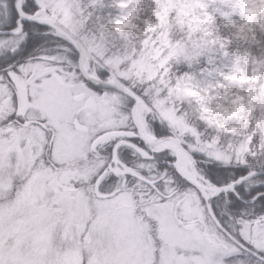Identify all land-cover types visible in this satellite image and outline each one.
<instances>
[{"label": "snow or ice", "instance_id": "6c2138e0", "mask_svg": "<svg viewBox=\"0 0 264 264\" xmlns=\"http://www.w3.org/2000/svg\"><path fill=\"white\" fill-rule=\"evenodd\" d=\"M87 15L82 0H0V264H264L258 109L225 151L239 122L179 95L192 74L137 92L139 57L111 53L103 28L82 37ZM29 29L72 50L75 71Z\"/></svg>", "mask_w": 264, "mask_h": 264}, {"label": "rangeland", "instance_id": "374dc122", "mask_svg": "<svg viewBox=\"0 0 264 264\" xmlns=\"http://www.w3.org/2000/svg\"><path fill=\"white\" fill-rule=\"evenodd\" d=\"M159 1L165 18L175 13L181 26L186 27L189 33L192 32V29H195L194 35L196 36L194 41L189 40L188 43H183L180 50L176 51L177 48L171 45L169 36L167 35V22L164 20V27L158 32L159 40L156 37L152 38L153 41L150 43V46L138 56L139 59L134 64L136 74L146 76L149 80H155L157 77L161 78L163 76L165 82H167L168 78L165 68L172 54L179 57H187L189 54L199 56L206 50V47H210L206 43L205 38H200V34L202 33L203 23L212 15L209 10L211 0ZM254 2L264 4V0H248L249 4ZM124 14V8L120 7L118 19ZM222 64H216L211 67L208 66L207 68H200L199 70L178 75L172 81H175L177 77L192 74L196 78V83H193L191 80L181 83L176 89L179 95L194 97L201 104L207 101L211 105L210 111L212 109H218V111H212V115L216 119L230 117L239 122V117L244 113V105L239 97L240 94L237 92V87L245 80H255L258 72L261 70V62L249 58L245 59L243 63ZM219 77H223L225 81L224 85L220 84ZM254 83H251V90L253 92L259 90L257 87H254ZM260 87V96L264 102V76ZM201 92L204 93L203 96ZM225 102H227V107H225ZM241 104L243 105V109ZM196 105L199 113L200 107L198 104ZM261 122H264V114L262 115Z\"/></svg>", "mask_w": 264, "mask_h": 264}, {"label": "clouds", "instance_id": "9594fccd", "mask_svg": "<svg viewBox=\"0 0 264 264\" xmlns=\"http://www.w3.org/2000/svg\"><path fill=\"white\" fill-rule=\"evenodd\" d=\"M122 0H82L84 4L85 11L87 16H85V23L81 27L82 37L92 38L98 35L97 31H93V28L99 25V28L110 29V25L113 23L109 21L108 23H103L106 19L98 13L103 9L106 3L119 5ZM129 5H133L127 11L124 9V15L120 19L124 20V23H121L119 27L124 30L125 34L132 33L138 37H143L149 30V21H152V27H158V24L155 23V12L153 10L152 16L145 19L143 15L138 11V0H127ZM96 5V6H91ZM209 10L214 19L212 24H205L202 27V33L200 38L203 39L205 36L210 40H215L217 43H220L221 47H225L228 44H231L232 41H239L244 45V54H247L251 49H256L260 52V60L264 63V4L254 2L249 4L248 0H211ZM90 17V18H89ZM223 27L230 31V38H225V41L221 43L218 30ZM174 34L180 35V38L184 40L185 43H188L189 40H195L196 36L194 35L195 29H192V32L187 34V38L184 35H181L184 32L182 27L176 28L173 25ZM101 34V32H99ZM115 34V33H114ZM148 39H151L149 36ZM45 47L49 48L52 53L62 56L66 61V67L70 70L75 71V67L72 61L74 53L72 50L65 51L61 46H59L54 39L46 40ZM257 57L253 55V59ZM94 61V64H99L103 59H96L95 56L91 57ZM186 62L189 67L193 64L199 63V59L196 55L189 54L187 57L182 59H176L169 66L170 69L176 64ZM176 73L170 72L168 81L175 78ZM146 80L141 81L139 78L128 81L130 87L135 88L137 92L142 93H151L153 97L158 96L164 91L160 87V83H164L165 87L167 82H165L164 77L160 78V81L155 84H148ZM165 99L170 100L171 98L166 96ZM183 110V109H182ZM184 111V110H183ZM185 112V111H184ZM243 127V126H242ZM208 127H205L204 131L201 132V135L205 138H210L215 136V131L213 133L205 134L208 131ZM248 129L244 127L239 135L236 136H225L222 142V148L225 151H228L231 148H234L240 141L241 136L247 133ZM252 132H256L257 129H251ZM214 161L205 160L203 165H213ZM229 218H225V222H228Z\"/></svg>", "mask_w": 264, "mask_h": 264}, {"label": "trees", "instance_id": "16d2710c", "mask_svg": "<svg viewBox=\"0 0 264 264\" xmlns=\"http://www.w3.org/2000/svg\"><path fill=\"white\" fill-rule=\"evenodd\" d=\"M154 9L156 10L155 23L158 24V27L153 28L152 21H149V30L143 37H138L137 35H134L132 33L125 34L124 31H123V35H121L120 33L113 32L108 29H102L107 39L108 48L110 52L118 56H123L127 59H131L134 54L136 56H139L146 50L147 47L150 46V43L153 41L152 38L156 37L158 39V32L161 29H163L164 20H166L167 22L166 23L168 30L167 35L169 36L171 45L177 48L176 51H179L180 48L182 47L181 45L185 42L180 38V35L174 34L173 25H175L176 28L182 27L184 29V32L181 35H184L185 38H187V34L189 33L188 29L184 26H181L175 13H172L165 18L159 0H138V11L143 15L145 19H148V17L152 16ZM119 13H120L119 5L106 3L103 9L98 14L106 18L103 21V23H108L109 21L115 22L118 19ZM213 19L214 17H212L211 15V17L206 22L203 23L202 27L205 24L211 25ZM39 29H44V28L43 26H41ZM93 31H97L99 35V32H101V28H99V25H97L96 27L93 28ZM218 34L220 36L221 43L225 41V38H230L231 36L230 31L223 27H221L218 30ZM149 36L151 37V39H148ZM205 41L207 44L210 45V47H206V50L202 54H200L199 56L197 55V58L199 59V63L193 64L191 67H189V65L186 62H184V63L176 64L174 67L170 69L169 66L173 63L174 60L184 58L172 54L166 65L167 67L165 68L167 71L166 72L167 78H169L170 72H175L176 76H178L187 72L199 70L200 68H207L208 66L211 67L212 65H216V64L223 65L222 63L224 64H235L237 62L243 63L245 59H249V58L253 59V55L257 57L254 60L261 62L259 58L260 57L259 51L253 48L247 54H244V45L239 41H232L231 44H228L225 47H221L220 43H217L215 40L208 39L207 36H205ZM261 66H262L261 70L260 72H258L255 80H251V79L245 80L242 84H240L237 87L238 90L237 92L240 94L239 97L241 98V102H243L244 105V109H243V105L241 104L244 113L239 117L240 121L238 123L241 132L244 131V127H246L248 121L252 119L254 107L258 109L256 115L259 121H261L262 115L264 114V102L262 101V98L260 96V89H261L260 86H261L262 78L264 76V63L261 62ZM251 83H254V87L255 88L257 87V89L259 90L253 92L251 90L252 89ZM182 109L188 114V117L192 120V122L200 127L201 132H203L205 127L201 124L200 120L198 119L199 113L197 110L196 103L185 102L182 106ZM209 133L214 134V130L212 128H209L205 134L207 135ZM202 166L206 169L214 167V165H202ZM234 171L239 172L240 170L235 169Z\"/></svg>", "mask_w": 264, "mask_h": 264}, {"label": "flooded vegetation", "instance_id": "af4514ba", "mask_svg": "<svg viewBox=\"0 0 264 264\" xmlns=\"http://www.w3.org/2000/svg\"><path fill=\"white\" fill-rule=\"evenodd\" d=\"M40 32L44 31V29H39ZM54 39L51 36L40 35L37 32L29 29V43L32 46L43 45L46 40Z\"/></svg>", "mask_w": 264, "mask_h": 264}]
</instances>
